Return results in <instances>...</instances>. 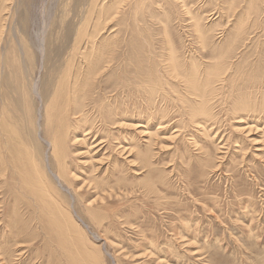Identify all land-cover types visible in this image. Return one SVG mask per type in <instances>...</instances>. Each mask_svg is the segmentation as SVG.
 Wrapping results in <instances>:
<instances>
[{"label":"rangeland","instance_id":"obj_1","mask_svg":"<svg viewBox=\"0 0 264 264\" xmlns=\"http://www.w3.org/2000/svg\"><path fill=\"white\" fill-rule=\"evenodd\" d=\"M17 1L24 5L15 14L16 19L21 16V28L30 36L35 24L41 29L43 21L47 22L46 31L51 34L50 29H53L56 49L58 45L64 51L67 47L62 57L69 54L76 29L79 30L81 22H86L87 13L91 9L95 11L94 0ZM103 1L97 2L96 7L105 14ZM123 1L117 18L107 20L103 36L96 41L98 45L104 37L108 38L102 46L105 51L116 54L105 73L111 79L103 91L112 96L109 100L114 103L112 107L116 105L112 109V121L121 117L123 125L104 128L97 117L92 119L96 115L90 113L82 118L87 120L85 126L72 121L68 135L71 137L70 133L76 131V139L83 140L76 145H72V140L68 142L74 153L68 154L65 161L70 162L76 172L71 176L72 185L68 181L64 187L80 193L78 199L72 200L51 177L50 173L57 172V165L42 141H50L46 135L48 122L44 121V108L63 65L55 76L50 74L49 79V68L35 66L32 79L38 80L42 98L29 93L25 96L32 107L30 117H26V123L30 124L24 138L31 158L38 162V167L44 168L50 181L55 182L63 206L70 210L81 231L85 230L86 247L94 249L96 246V253L101 257L99 264H264V122L262 116L254 118L255 115L238 111L236 107L239 100L252 96L254 87L264 93V87H253V82L250 86L248 81L249 75L264 71V64L258 65L259 60L264 61V0H257L256 19L248 14L239 21L245 26L249 24L250 40L237 45L236 50L231 47L238 28L233 19L246 10L245 0ZM107 2L110 0L104 1ZM225 6L235 7L233 17ZM104 7L108 9L110 5ZM195 18L205 31L206 48L194 33ZM108 21L111 23L107 24ZM168 42L175 48L181 71L196 67L195 78L199 84L207 77L210 65L222 58L219 63L223 67L222 76L210 85L216 93L186 92L181 79L166 73ZM56 49L50 50L51 57ZM10 53L12 55L13 51L7 52L9 56ZM39 56L35 54L37 65L39 59L43 62L44 53L43 59ZM31 57L33 59V54ZM79 58L75 61L85 65L84 59ZM15 66L20 68L18 64ZM12 75L7 78L3 74V80L7 79L5 83L12 84ZM165 80L168 86L147 97L145 86L150 90L152 82L161 85ZM103 86L105 88V83ZM197 94L209 99L216 94L209 102V109L202 107ZM84 128L86 131L80 132ZM0 134V153L8 152L2 130ZM121 147L124 153L118 151ZM14 177L21 178L17 173ZM7 195L0 205V227L12 218L23 221L27 227L32 226L27 235L34 238L31 242L35 245L29 249L32 243L24 239L27 237L24 234L22 254L18 253L17 258L12 256L10 264L79 263L80 260L71 255L72 260L62 257L60 243L53 232L56 229H46L40 210L35 212L32 207L35 222L28 223L32 211L27 208L24 210L27 215L17 214L16 218L11 206L16 207L18 203L22 206L23 200L17 194L19 200L15 204ZM100 196L104 199H98ZM87 201L99 211L98 219L104 218L102 227L94 224L83 209L82 204ZM79 220L88 227H82ZM18 224L11 226L12 231H18ZM6 241L11 244L10 240ZM78 250L83 258L82 247ZM2 258L0 250V261Z\"/></svg>","mask_w":264,"mask_h":264},{"label":"bare ground","instance_id":"obj_2","mask_svg":"<svg viewBox=\"0 0 264 264\" xmlns=\"http://www.w3.org/2000/svg\"><path fill=\"white\" fill-rule=\"evenodd\" d=\"M99 1L101 0L93 1L92 6L95 8V11L93 12L91 9V11L87 13L88 15L86 22H84L83 24L81 21V23L79 22L80 28L79 30L76 29L77 33L74 37V44H72V48H70V55L67 53L64 57H62L60 55L63 54L62 52L66 51L67 47H65V51L61 49L59 45L56 49V37H54V33H52L54 32L52 28L50 29L51 34L46 31L47 22L43 21L41 29L38 27V25L35 24L34 28L31 30V35L28 36L26 30H23L21 28V16H18L17 19L15 16L16 11L19 10L20 7H24V5L22 3H19V1L17 0H0V130H2V134L5 137L4 146H6L8 150V152L6 151L0 153V205L3 203V201H5V199H7V193L10 195L9 197L14 200L13 203L15 204H17L19 200H17L18 195L19 197L21 195L20 199L23 200L22 206L19 207L18 203L16 207H13L10 204L12 209L11 211L12 213H14V216L17 218V214L20 215L22 213L27 215V213H25L24 211L27 208L28 211H32V214L29 211L31 218L28 219V223H30L31 221L35 222L36 217H33V212L40 210V213H42L41 216L46 220L44 225L46 229H56V231L53 232L56 233V238L60 243L58 244V248L59 250H61L60 253L62 257L66 256L67 259L69 258L71 260L76 258L77 260H80L77 264H80V262L82 261L84 262V264H99V260L101 259V257L99 256V254H97L98 250L96 246L93 247L94 249L86 247L87 238L83 233L84 229H82L81 231L80 225L76 224V221L71 215L70 210L63 206V200L58 190L56 189L55 182L53 180L50 181L44 168L42 169L38 167V162H34L30 156L31 151H29V146H27V144L24 142V138L26 137L25 132L28 134L27 127L29 126L30 122L28 121V123H26V119L30 117L32 107L28 105V101L25 96L27 95V93H29V95L37 96L39 99L42 98L39 95L40 85L38 80L36 81L32 79V72H34V69H36L34 68L35 66H37L38 69H41L42 67L44 69L49 68V79V77L51 78V75L55 76L57 74V71L60 69L59 66L62 67L63 65L64 68H61V73L55 79V85L52 84L50 88L52 93L50 92L51 94H49V100L48 102L46 101V105L44 108V111L46 113L44 121L47 120L48 122L45 125L46 135L50 138V141H42L49 147V151L52 154L51 158H53L57 165V172H55L54 174L50 173L52 175L51 177H54V180L56 181L60 189L69 193V197L72 200H75L76 198L78 199L80 197V193H76V189L74 190V188H70L67 191V189L64 187V183L68 184L72 179L71 176H73V174H75L76 172L75 170V172L72 170L73 167H71L70 162L65 161L69 156L68 154L73 152L69 148L70 143L68 144V142L72 140V145H76L77 142L83 141H78L76 139V131L70 133L72 134L71 137L70 135H68L70 124H72V121H74V124L76 122L78 124H81L82 126H85L87 120L82 118L87 113L96 115L92 119H96L97 117L101 126L104 128H110L109 125L114 126L115 124H122V122L120 121L122 120L121 117L112 121V109L116 105L112 107L114 103H112V101H109L110 99H112V96L109 94L106 95L107 93L103 91L107 89V82L111 79L110 76H107L105 73L108 69H110L111 64H113L116 54L114 51H105V49L103 48L102 45L108 40V38L104 37V39H102L103 41L101 40L100 43L98 42V45L96 44V41L98 38L103 36V29H105L106 27L107 20L109 18L110 20L117 18V14H119L120 9V3L124 1L118 0V2H114L110 0V2L104 3V0L103 4L101 5L103 8H105V14H103V9H99L96 7V3ZM245 1L247 2V5L245 7L246 10L243 11L239 16L238 13L233 19V21L236 20V26H238V28L236 29V34H234V38L231 41L233 42L231 47H233L234 50H236L235 47L237 45H240L243 42L241 44L242 46L243 44H246L248 40H250L247 27L249 24H246L245 26L243 25V23L239 24V21L242 22L246 16H249L248 14H250V18L254 17L253 19H256L258 17L257 15H255L257 14V0ZM105 4H109L110 7L107 9V6L104 7ZM234 8L235 7L232 8L231 6H225V9L232 12V17L236 13ZM244 12H246V14ZM109 23L111 22L108 21L107 24ZM192 27L194 28V33H196L199 42L206 48L207 43L205 39V31L203 27H199V21L197 18L194 19ZM234 28L235 27H233V29ZM234 32L235 30H233V33ZM169 42V63L167 65L168 68L166 73L169 76H176V79H181L185 84V88L183 89H185L186 92L189 91L195 94L196 91L206 90L207 92L214 91V93H216L215 89L212 90V87H210V85L213 82H216L220 76H222L221 74L223 73V67L219 64L220 62H222V58L220 57V60L214 62V65H210L207 77L203 80L202 84H199V80L195 78L196 67H194V69L191 71H181V65L177 60L175 48L173 44H170ZM64 45L67 44L65 43ZM45 46L47 47L45 48ZM53 47L57 51L55 50L54 52L56 53H52L54 56L51 57L50 50L52 51ZM45 49H47L46 52ZM9 51H13L12 55L10 53V56L7 54V52ZM43 53L44 59L42 58ZM32 54L33 59L31 57ZM35 54H38V56L40 55L39 58L41 57V59H43L42 63L39 59V63L41 64V66L40 64L38 65L40 67L35 64ZM78 57L84 59L83 62L85 63V65H81L80 63H77L75 61V59H77ZM56 62L60 63V65L58 64L56 66ZM258 63V65L264 64L263 59L259 60ZM17 64L20 66V68L15 66ZM178 66L179 69L177 68ZM13 71L14 75H12ZM214 72L216 73V75ZM3 74H5V77L7 76V78L9 74L13 76L12 84H10L9 82L8 84L5 83L7 79L5 78V80H3ZM116 77L117 76L115 75L114 78L116 79ZM248 81H250V86H252L253 82V87L255 85L264 87V71L256 76L249 75ZM103 83H105V88L103 86ZM168 84L169 82H167V80L162 81L161 85L160 82H152L150 85V90L146 88L147 86L144 87L146 91L145 94L147 95V97L149 93H151L150 96L155 95L157 92L162 91L165 86H168ZM200 85L206 87L202 88ZM11 87L13 88L12 90H7ZM257 88L258 87H254L252 89L254 90L251 93L252 96H248L246 99L239 100V102L236 104V107L238 111L249 113V115H255L254 118H258L257 116H262V121L264 122V93L262 91H258ZM257 93H259L260 96H258ZM215 95L216 94L212 95V97L209 99L207 96L205 98L203 94H197L202 103V107L205 110H207V108L209 109V102ZM179 97L182 98L181 95H179ZM117 109L120 111V113L122 112L120 107H118ZM204 109H201V111H203ZM209 115L210 117H212L211 113ZM39 117H41V113H39ZM202 119L206 121V119ZM257 120L258 119H256L255 121ZM86 129L84 128L80 132L86 131ZM201 148L203 147L201 146ZM118 151H124L123 147H121ZM46 170L48 169L46 168ZM16 173L21 176L19 180L14 177ZM5 186L9 187L10 190H5ZM12 192H15V194L12 195ZM108 193L111 192L109 191ZM100 197L101 198L98 199H104V196ZM82 205L83 209H85L86 212L91 216V221L98 227H102V221L104 220V218L98 219L99 211L93 208L92 202L87 201V203ZM32 207L34 208V211ZM0 208L2 209V206ZM1 215L2 212H0V216ZM22 222L23 221L21 220L20 222H18L15 218H12L11 222H6L2 228L0 227V250L2 251L3 255V258L0 261L1 264H10L12 261V256H15V258H17L19 257L20 253L22 254L21 238H23L24 234L27 235V232L32 229V226L27 227V224H22ZM79 222L81 223L82 227H88L87 225H84L80 220ZM17 224L18 231H12V228ZM11 226L13 227L11 228ZM4 227H6L7 229H4ZM24 239H27L26 241L29 242L34 240V238L30 235H27V237H25ZM94 239L97 240L98 238L94 237ZM6 240H10L11 244H6V242H8ZM63 241H66L67 244H65ZM33 246H35L34 243H32V246H30L29 249L33 248ZM81 247L84 259L80 258L81 254L78 249H80ZM99 253L101 254V252ZM70 255L74 258L70 257ZM107 255L112 258L109 254ZM157 264H161V262H157Z\"/></svg>","mask_w":264,"mask_h":264}]
</instances>
